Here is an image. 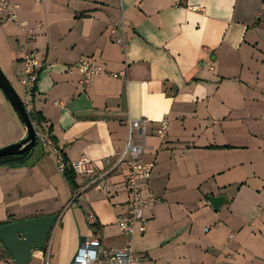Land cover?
Masks as SVG:
<instances>
[{
    "label": "crops",
    "instance_id": "obj_1",
    "mask_svg": "<svg viewBox=\"0 0 264 264\" xmlns=\"http://www.w3.org/2000/svg\"><path fill=\"white\" fill-rule=\"evenodd\" d=\"M19 3L21 20L37 28L32 46L44 62L35 94L24 99L28 110L45 118L43 130L52 127L70 164L88 157L95 172L77 174L73 189L52 148L43 146L23 162L0 164V224L56 214L46 242L51 264H73L82 240L93 236L87 211L106 246L124 245L116 216L129 208V171L119 152L130 121L146 119L145 134L134 137L142 161L155 165L147 186L158 202L145 211L147 231L136 233L184 238L180 243L202 253L188 264H264V0ZM121 36L125 48L116 41ZM20 41L17 24H0V66L11 83L23 77ZM82 55L106 72L85 87L77 67ZM1 92L0 148L27 132ZM77 191L82 200L72 202ZM221 195L226 216L214 214L209 201ZM207 220L211 229L219 220L208 240L188 231ZM42 257L35 251L30 264ZM0 264H16L1 246Z\"/></svg>",
    "mask_w": 264,
    "mask_h": 264
},
{
    "label": "built area",
    "instance_id": "obj_2",
    "mask_svg": "<svg viewBox=\"0 0 264 264\" xmlns=\"http://www.w3.org/2000/svg\"><path fill=\"white\" fill-rule=\"evenodd\" d=\"M41 1V0H35ZM19 0H0V22L15 23L21 30L20 53L21 60L24 64L23 77L20 82L27 95H32V91L36 88L40 77V71L44 67V62L40 59L37 51L32 44L37 38V28H32L28 21H22L19 15ZM123 28V27H122ZM117 30L116 25L111 29L113 33ZM124 48L126 40L124 36L116 39ZM77 67L81 73L79 84L85 87L98 76L105 74L103 67L93 58L82 55L77 62ZM110 76L118 78L124 73L110 72ZM148 125L146 119H135L130 121V136L124 149L119 152V163H125L128 166V175L126 186L130 197L129 208L126 213H119L116 216V225L121 233L127 237L126 243L122 246H106L102 239V226L97 220L96 215L86 212L87 222L93 233L90 238L83 239L77 254L73 260V264H140L143 260L135 255L133 236L139 231L144 234L149 226L150 219L146 216L145 211L150 209L154 211L157 205V198L149 191L147 182L151 178L154 163H144L141 159L143 153V145L136 141L134 133L145 134ZM169 119L165 116L158 128V134L161 138H165L169 132ZM38 141L45 148H52L54 152L58 168L64 173L66 163L63 154L56 148L50 134L43 129H36ZM76 174L90 175L95 172V162L88 157L70 164ZM83 193L77 191L72 202L82 200ZM260 212L264 208H259ZM43 257L41 264H51L50 249L45 247L41 251ZM217 264V263H211Z\"/></svg>",
    "mask_w": 264,
    "mask_h": 264
},
{
    "label": "water",
    "instance_id": "obj_3",
    "mask_svg": "<svg viewBox=\"0 0 264 264\" xmlns=\"http://www.w3.org/2000/svg\"><path fill=\"white\" fill-rule=\"evenodd\" d=\"M0 89L27 130L24 138L0 148V159L31 152L37 146L38 141L35 125L25 100L19 95L1 66ZM209 201L212 207L219 211L227 201V198L225 195L209 196ZM56 218V214H48L3 224L0 226V246L16 264H30L33 260L34 252L43 250Z\"/></svg>",
    "mask_w": 264,
    "mask_h": 264
},
{
    "label": "rangeland",
    "instance_id": "obj_4",
    "mask_svg": "<svg viewBox=\"0 0 264 264\" xmlns=\"http://www.w3.org/2000/svg\"><path fill=\"white\" fill-rule=\"evenodd\" d=\"M0 24L4 25V23H1V22ZM12 83L15 89L17 90V92L19 93V95L23 99L25 100L29 99V97L24 91V88L20 80L19 81L13 80ZM1 94L5 96L3 91L1 92ZM7 102H8V105L12 108V110H14V108L12 107L8 99H7ZM14 112L17 115L15 110ZM17 118L20 120V122H22L18 115H17ZM37 142H38L37 146L31 152H33L34 150L35 151L41 150L42 145L40 144V141H37ZM214 212H215L214 214L221 213L223 216H226L227 214L226 209H223L222 211L215 210ZM205 217H207V215H205ZM200 220H202L201 216H200ZM218 222L219 220L217 221L213 220L212 222L213 228L218 227ZM209 225L210 223H208V220L206 222L200 221L195 226H192L191 224H189L187 229L188 231L193 229L192 232L198 236L197 237L198 239L206 238L208 240L210 237L208 235L214 232L212 230L213 228L211 229ZM166 238H163V239H159L155 237L154 238L153 237L143 238V237H140L139 233H136L133 236L135 255L141 257L142 259H145L146 257L150 259V261L148 260L146 262L141 261L140 264H182V263L188 264L189 262H194V261L198 263L201 260L202 253L201 255H199L197 251L195 253V251L191 250V249H195V246L186 247L185 243H180V242H185L184 238L179 237L177 235H174V236L168 235L166 236ZM188 244L189 243H187V245ZM198 245H203V243L199 241Z\"/></svg>",
    "mask_w": 264,
    "mask_h": 264
},
{
    "label": "trees",
    "instance_id": "obj_5",
    "mask_svg": "<svg viewBox=\"0 0 264 264\" xmlns=\"http://www.w3.org/2000/svg\"><path fill=\"white\" fill-rule=\"evenodd\" d=\"M35 92H36V88L32 91V95H34ZM29 114L31 116V119H32L34 125H35V128L36 129H39V128L43 129L42 128L43 123L46 122L45 118L39 112H36V111H32V110L30 111L29 110ZM47 132L50 134V136H51V138H52V140H53V142L55 144L56 141H55L54 136L52 135V127L51 126L47 128ZM30 153L31 152H27V153H24L22 155L3 157V158L0 159V164H12V165H15L18 162L25 161L29 157ZM64 160H65V163H66V168H65V171H64L63 175L65 176V178L67 179V181L69 182L71 187L73 189L77 190V188H78V185L76 183L77 174L75 173L74 169L72 168V166L70 165V163L67 161V159L65 157H64ZM8 221L9 222H13L14 218L10 217ZM1 225H3V224H0V226ZM49 236H50V233H49ZM45 247H46V243H45L43 249H45Z\"/></svg>",
    "mask_w": 264,
    "mask_h": 264
}]
</instances>
